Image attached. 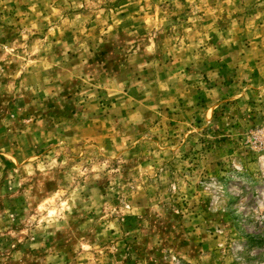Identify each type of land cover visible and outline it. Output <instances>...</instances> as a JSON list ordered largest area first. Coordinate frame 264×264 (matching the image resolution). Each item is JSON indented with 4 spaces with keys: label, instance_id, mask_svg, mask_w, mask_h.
<instances>
[{
    "label": "rangeland",
    "instance_id": "374dc122",
    "mask_svg": "<svg viewBox=\"0 0 264 264\" xmlns=\"http://www.w3.org/2000/svg\"><path fill=\"white\" fill-rule=\"evenodd\" d=\"M264 0H0V264H264Z\"/></svg>",
    "mask_w": 264,
    "mask_h": 264
},
{
    "label": "built area",
    "instance_id": "2783aa9c",
    "mask_svg": "<svg viewBox=\"0 0 264 264\" xmlns=\"http://www.w3.org/2000/svg\"><path fill=\"white\" fill-rule=\"evenodd\" d=\"M247 140L249 147L264 152V127L251 131Z\"/></svg>",
    "mask_w": 264,
    "mask_h": 264
}]
</instances>
